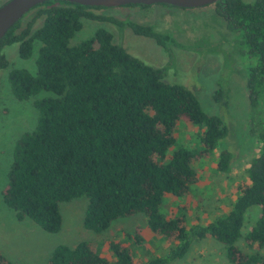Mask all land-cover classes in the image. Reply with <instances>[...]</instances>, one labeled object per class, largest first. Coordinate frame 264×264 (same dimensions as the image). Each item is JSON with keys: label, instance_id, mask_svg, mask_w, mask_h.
I'll return each mask as SVG.
<instances>
[{"label": "trees", "instance_id": "1", "mask_svg": "<svg viewBox=\"0 0 264 264\" xmlns=\"http://www.w3.org/2000/svg\"><path fill=\"white\" fill-rule=\"evenodd\" d=\"M209 5L232 33L230 44L239 36L241 53L252 60L245 74L251 111L264 107V0H217ZM100 8L105 7L45 0L29 10L35 11L29 22L23 25L25 14L0 39V71L9 65L6 47L16 44L19 56L28 58L38 44L35 73L18 67L8 70L14 96L27 99L42 90L50 93L35 99L37 123L14 144L2 190L5 205L18 219L30 218L51 233L62 225L60 202L81 196L88 201L83 226L95 232L119 218L143 214L152 234L177 242L167 256L151 257L144 264H170L185 256L193 240L205 238L224 245L230 264H264V116L253 125L262 149L252 158L249 182L238 185L230 210L208 224L190 227L181 218L166 217L160 211L164 196H182L197 183L193 161L208 155L228 129L224 120L202 108L190 88L165 81L163 68L132 55L105 27L98 26L88 38L71 45L86 19L128 26L164 48L167 42L174 43L152 24L94 11ZM40 17L41 24L33 29ZM212 97L227 107V89L217 87ZM180 120L201 126L202 148L178 146L168 156ZM232 158L231 151L220 150L216 168L226 171ZM254 205L260 207V215L243 239L257 248L248 253L236 242L242 237L245 213ZM131 236L142 241L139 231ZM110 249L115 264H138L121 242L111 241ZM0 264L15 263L0 253ZM48 264L109 261L91 242L80 241L73 247L55 246Z\"/></svg>", "mask_w": 264, "mask_h": 264}, {"label": "rangeland", "instance_id": "2", "mask_svg": "<svg viewBox=\"0 0 264 264\" xmlns=\"http://www.w3.org/2000/svg\"><path fill=\"white\" fill-rule=\"evenodd\" d=\"M4 1L0 0V4ZM94 11L118 20L129 18L142 24H152L156 30L174 39V43H168L164 48L151 37L135 34L128 26L118 27L110 21L86 19L82 28L70 39V44L79 43L98 26H103L112 33L114 42L121 44L132 55L163 68L165 81L187 86L207 113L224 120L227 135L208 155L192 163L198 176L197 183L182 196L165 195L160 207L166 217L184 220L186 227L205 225L224 216L239 194L238 185L249 182L247 169L252 158L262 149L253 125L256 119L261 120L264 116V107L259 105L255 111H251L245 74L252 60L241 53L244 48L239 36L237 42L231 45L232 33L226 28L225 21L217 19L211 5L182 8L157 3L105 7ZM34 14V10L27 12L22 19L23 25ZM42 20L41 17L37 18L32 28L38 27ZM37 46L28 58L19 56L16 44L6 47L9 65L0 71V253L15 264H48L55 246L66 244L73 247L80 241H89L98 254L108 259L109 264H115L110 242L119 241L129 248L138 264H144L151 257L167 256L177 242L152 234L143 214L119 218L105 230L95 232L83 226L88 201L81 196L60 202L62 225L59 231L51 233L42 230L30 218L18 219L13 209L5 205L2 190L7 183L14 144L22 133L31 131L37 123L39 112L34 105L35 99L50 94L42 90L30 98L18 99L11 91L7 73L12 67L35 73ZM217 87L227 89V107L214 102L212 95ZM201 132V126L180 120L175 129L176 143L167 155L178 146L201 149ZM222 149L233 154L226 171L216 168L218 153ZM259 215L258 205L250 207L245 213L242 237L236 242L244 252L250 253L257 248L255 244L247 245L243 236ZM136 231L142 237L139 243L131 236ZM129 233L131 235H126ZM262 251L264 254V249ZM170 264L230 263L225 257L224 245L205 238L193 240L185 256Z\"/></svg>", "mask_w": 264, "mask_h": 264}, {"label": "water", "instance_id": "3", "mask_svg": "<svg viewBox=\"0 0 264 264\" xmlns=\"http://www.w3.org/2000/svg\"><path fill=\"white\" fill-rule=\"evenodd\" d=\"M45 0H6L0 5V39L7 30L20 20L31 8ZM83 5L117 7L127 4L164 3L183 8H196L217 0H65Z\"/></svg>", "mask_w": 264, "mask_h": 264}, {"label": "flooded vegetation", "instance_id": "4", "mask_svg": "<svg viewBox=\"0 0 264 264\" xmlns=\"http://www.w3.org/2000/svg\"><path fill=\"white\" fill-rule=\"evenodd\" d=\"M161 4H164V3H161ZM207 5H209V4H207ZM207 5H205V6H207ZM202 7V6H201ZM183 8V7H182ZM197 8V7H196ZM165 34H167V33H165ZM167 35H169V34H167ZM171 37V36H170ZM172 38V37H171ZM173 39V38H172ZM174 40V39H173ZM169 43H171V42H169ZM167 45H168V42H167Z\"/></svg>", "mask_w": 264, "mask_h": 264}]
</instances>
